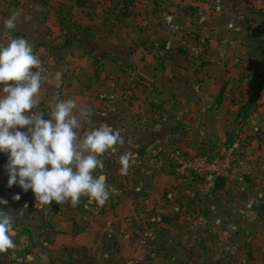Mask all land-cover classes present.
I'll return each mask as SVG.
<instances>
[{"label": "crops", "instance_id": "obj_1", "mask_svg": "<svg viewBox=\"0 0 264 264\" xmlns=\"http://www.w3.org/2000/svg\"><path fill=\"white\" fill-rule=\"evenodd\" d=\"M211 9H215L214 14ZM129 10L128 17L119 21L115 18L116 25L99 32L98 49L105 59L101 62V73L114 95L109 105L103 106L101 101L93 104L102 109L93 111V116L97 126L110 121L114 129L120 130L125 140L120 151L132 150L138 157L134 166L139 165L136 171L140 170L137 173L131 168L127 177L146 182L144 189L151 200L146 203L151 204L147 209L153 215L145 228L136 230L135 235L129 234L128 225L121 228L123 217L130 214L131 219L135 215L121 199L112 210L114 225L110 230L117 240L141 238L155 249L163 239L161 233L169 234L173 220L194 214L200 206L215 205L218 213L226 216L227 211L216 199L232 191L229 184L239 182L243 188L242 173L251 175L253 182L260 184L255 179L259 155L254 157L252 146L236 161L233 178L224 180L220 189H206L195 178L179 176L169 163L174 164L175 149L194 155L210 147L211 153L217 154L227 134H238L235 140L240 142L242 128L260 135L261 129L256 124L258 117L264 115V90L248 120L239 114L257 91L264 74L262 64L255 78L257 67L248 60L255 30H264V0H136ZM202 27L205 32L196 35ZM19 32L34 43L27 32ZM202 38L207 43L205 54L191 57L188 46L197 45ZM107 59L113 80L110 74L109 80L105 79ZM104 84L102 81L100 85ZM228 138L231 140L233 136ZM210 140L217 145H210ZM108 160L114 161L116 168L119 166L117 155L108 154ZM166 191L168 203L160 206ZM258 198L262 202L264 197ZM87 222L93 231L83 235L72 233L70 239L74 244L92 245L99 242L100 234L104 235L103 226L89 219ZM200 222L198 219L197 223ZM125 230L128 235L119 233ZM169 244L163 240L162 251H168Z\"/></svg>", "mask_w": 264, "mask_h": 264}, {"label": "rangeland", "instance_id": "obj_2", "mask_svg": "<svg viewBox=\"0 0 264 264\" xmlns=\"http://www.w3.org/2000/svg\"><path fill=\"white\" fill-rule=\"evenodd\" d=\"M120 1L89 0L86 6L77 7L75 0H0V43H4L1 33L6 31L3 28V19L18 10L21 15L12 34L18 33L20 36L17 37L25 38L19 31L27 32L34 40L32 45L40 55L44 67L50 68L53 73L58 70L63 72L59 87L52 81L41 91L42 102L50 101L55 96L61 99L76 98L80 106H92V111L102 110L93 106L99 101L103 106L109 105L114 90L107 87L103 72L101 73V62L105 59L98 49V38L102 29L116 25L115 18H118L116 21L121 20ZM212 7L216 5L213 4ZM211 10L214 14L215 9ZM61 18L66 27L64 31L60 30ZM201 32H205L203 27L196 35ZM68 39H71V42L66 44ZM106 63L108 71L105 79L109 80L110 74L113 80V70L109 71L110 59H107ZM102 81L105 84L101 86ZM95 119L93 116L94 122ZM106 123L110 124V121ZM263 123L264 115H260L256 124L261 129L260 135L251 129L239 130L240 149L237 152L239 159L245 155L247 147L252 146L254 157L259 155L255 179L260 184L253 182L251 175L241 172L245 183L243 188L239 182L229 184L232 191L216 199L224 211H227L226 216L220 215L215 205L200 206L195 209L194 214L185 213L180 220H173L169 234L165 236L161 233L163 239L156 244L155 249L141 238L122 237L117 240L110 230L114 225L115 212L112 210L121 199L122 203L129 204L131 212L134 211L136 216V219L134 216L130 219L128 214L119 221L123 223L122 229L128 225L129 234L135 235L136 230L145 228L153 214L147 209L151 208V204L146 202L151 200L147 199L149 195L144 189L146 182L141 183L135 178L121 176L118 171L120 166L116 168L114 161L108 160V154L103 158L99 170L107 176L108 186L117 192L104 206H98L87 197H82L86 201L85 213L75 211L72 214L71 210H68L70 202L59 205L53 201L49 207L37 208L31 190L24 192L18 185L9 188L5 170L8 157L0 153V198L8 201L4 210L17 215L14 238L17 247L10 253L0 254V264H28L25 257L29 255L35 257V264H40L39 256L42 252L47 253L48 264H264V213L258 210L261 202L258 196L264 197ZM229 135L235 138L238 134ZM229 135L227 134L228 137ZM224 137L222 136L223 139ZM228 137H225L226 142L218 147L216 155H221L231 143ZM208 143L217 145L212 140ZM208 148L211 153L210 147ZM170 163V167L175 169L176 166ZM137 167L139 165L133 166L132 170L138 173L140 170L136 171ZM198 181L201 184V181ZM17 195L19 200L15 199ZM167 203L166 191L163 192V200L159 204L163 206ZM107 213L108 215H105ZM143 214L146 215L144 218ZM207 215L209 217H206ZM88 219L103 226V229H106L104 235L100 234L99 242L96 241L92 245L74 244L70 239L72 233L83 235L93 231L87 222ZM198 219L202 222L197 223ZM119 233L128 235L126 230ZM163 240L167 244L171 241L166 252L162 251L165 249Z\"/></svg>", "mask_w": 264, "mask_h": 264}, {"label": "clouds", "instance_id": "obj_3", "mask_svg": "<svg viewBox=\"0 0 264 264\" xmlns=\"http://www.w3.org/2000/svg\"><path fill=\"white\" fill-rule=\"evenodd\" d=\"M20 15L17 10L3 19L9 40L0 43V153L8 157V187L31 190L37 208L53 201L75 207L82 197L104 206L117 190L108 186L105 174H98L103 158L117 155L119 174L126 177L138 157L130 149L120 151L125 144L120 130L108 123L97 126L93 111L76 98L41 101L44 87L52 81L59 87L63 72L45 68L28 39L11 35ZM0 206V254H6L17 247V215L4 210L6 199L0 198ZM25 259L35 264L33 256ZM48 259L40 253V264Z\"/></svg>", "mask_w": 264, "mask_h": 264}, {"label": "built area", "instance_id": "obj_4", "mask_svg": "<svg viewBox=\"0 0 264 264\" xmlns=\"http://www.w3.org/2000/svg\"><path fill=\"white\" fill-rule=\"evenodd\" d=\"M2 40L7 43L9 35L2 33ZM12 36L17 37L15 34ZM206 52V39L202 38L197 45L188 46V54L191 57H200ZM239 140L227 145L221 155L212 154L208 149L198 154H190L180 149L173 151L172 160L176 166V173L184 178H195L203 183L206 189L214 188L218 180L233 178L234 168L238 160L237 152L240 149Z\"/></svg>", "mask_w": 264, "mask_h": 264}, {"label": "trees", "instance_id": "obj_5", "mask_svg": "<svg viewBox=\"0 0 264 264\" xmlns=\"http://www.w3.org/2000/svg\"><path fill=\"white\" fill-rule=\"evenodd\" d=\"M76 1V5L77 7H84L86 6L87 2L89 0H75ZM136 0H121L120 2V6H121V10H122V17H128L129 16V9L130 7L133 6V4L135 3ZM85 4V5H84ZM118 4V3H117ZM60 30L64 31L66 28L64 26V22L63 19H60ZM16 36H18L19 34L15 33ZM254 35L256 36V38L253 40L252 45L250 46V51L248 53V60L250 63L254 64L257 68H256V72L254 74V77L256 78L258 71L260 70V67L262 64H264V30L259 31V30H255ZM20 36V35H19ZM69 40V41H68ZM66 41V44H69L71 42V39H68ZM65 44V45H66ZM207 47V44H206ZM257 91L251 95V97L249 98V101L243 105L240 109V114L239 116H242L243 120H248L251 116V114L254 111V108L260 98V93L262 92V90H264V74L261 76L260 78V82L257 85ZM220 97H222V93L220 95ZM220 97L218 99V101H220ZM217 101V102H218ZM237 136H235L236 138ZM235 138L233 137L230 141L231 143H233L235 141ZM225 181L224 180H218L216 183V186L218 189L222 188L224 185ZM85 203L86 201H84V199L82 198L80 200V203L78 206H72L71 203L69 204L70 209H68L69 211L71 210L72 212H77V213H85ZM73 214V213H72Z\"/></svg>", "mask_w": 264, "mask_h": 264}, {"label": "water", "instance_id": "obj_6", "mask_svg": "<svg viewBox=\"0 0 264 264\" xmlns=\"http://www.w3.org/2000/svg\"><path fill=\"white\" fill-rule=\"evenodd\" d=\"M258 210H259L260 212L264 213V198H263L261 204L259 205Z\"/></svg>", "mask_w": 264, "mask_h": 264}]
</instances>
